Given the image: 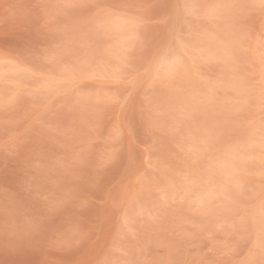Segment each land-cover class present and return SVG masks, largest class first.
Here are the masks:
<instances>
[{
    "label": "rangeland",
    "instance_id": "1",
    "mask_svg": "<svg viewBox=\"0 0 264 264\" xmlns=\"http://www.w3.org/2000/svg\"><path fill=\"white\" fill-rule=\"evenodd\" d=\"M0 264H264V0H0Z\"/></svg>",
    "mask_w": 264,
    "mask_h": 264
},
{
    "label": "bare ground",
    "instance_id": "2",
    "mask_svg": "<svg viewBox=\"0 0 264 264\" xmlns=\"http://www.w3.org/2000/svg\"><path fill=\"white\" fill-rule=\"evenodd\" d=\"M213 43H214V42H213ZM218 44H219V43H218ZM221 45H222V44H221ZM206 49H208V48H206ZM214 50H215V49H214ZM216 52H217V51H216ZM225 53H226V52H225ZM171 54H172V53H171ZM217 54H218V53H217ZM166 55H167V54H166ZM169 55H170V54H169ZM214 55H215V54H214ZM161 56H162V55H161ZM170 56H171V55H170ZM174 56H175V55H174ZM166 57H167V56H166ZM164 58H165V57H164ZM171 58H172V57H171ZM173 58H174V57H173ZM175 58H176V57H175ZM178 59H181V57H180V58L178 57ZM178 59H177V63H178V61H179L180 63H179L178 65L180 66L182 61H181V60H178ZM166 60H167V59H166ZM168 60H169V58H168ZM168 60H167V61H168ZM175 60H176V59H175ZM169 61H171V60H169ZM172 62H173V61H171V63H172ZM175 62H176V61H175ZM168 63H169V62H168ZM171 63H170V64H171ZM159 64H160V63H159ZM175 64H176V63H175ZM161 65H163V64L161 63ZM164 65H165V64H164ZM158 66H159V65H158ZM168 66H169V65H168ZM172 66H173V65H172ZM172 66H171V67H172ZM174 66H175V65H174ZM174 66H173V68H174ZM179 66H178V67H179ZM165 67H166V66H165ZM169 67H170V66H169ZM11 68H12V67H11ZM163 68H164V67H163ZM166 68H167V67H166ZM173 68H172V71L174 70ZM176 68H177V67H176ZM9 69H10V68H9ZM12 69H13V68H12ZM164 69H165V68H164ZM165 70H167V69H165ZM13 71H14V69H13ZM169 72H170V71H169ZM169 72H168V73H169ZM234 150H235V149H234ZM231 152L234 153V156H235L236 153H237L236 151L234 152L233 150H232ZM231 152H230V151L227 152V155L230 154L229 156H227V155L225 154L226 157H228V158L225 157V158H224V159H225L224 161H222L223 159L221 158V159H222V160H221L222 163H219V161L217 162V164L219 163V164L221 165V166H220V165L218 164V165L221 167V170H220V171H222V173H225L224 175H228V174H226V173L231 172V171H228V169L230 168L229 170H232V166H233V164H234V162H235L234 158L237 157V156H235V157L233 158ZM228 153H229V154H228ZM237 155H238V154H237ZM239 158H241V157H239ZM218 159H219V158H218ZM237 159H238V157H237ZM233 160H234V161H233ZM216 166H217V165H216ZM216 166H215V167H216ZM215 167H214V168H215ZM220 167H219V168H220ZM216 168L218 169V167H216ZM229 174H230V173H229ZM207 193H208V192H207Z\"/></svg>",
    "mask_w": 264,
    "mask_h": 264
}]
</instances>
